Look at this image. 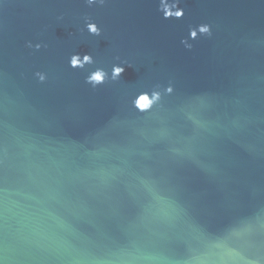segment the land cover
Segmentation results:
<instances>
[{
    "label": "water",
    "instance_id": "1",
    "mask_svg": "<svg viewBox=\"0 0 264 264\" xmlns=\"http://www.w3.org/2000/svg\"><path fill=\"white\" fill-rule=\"evenodd\" d=\"M0 264H264V0H0Z\"/></svg>",
    "mask_w": 264,
    "mask_h": 264
}]
</instances>
